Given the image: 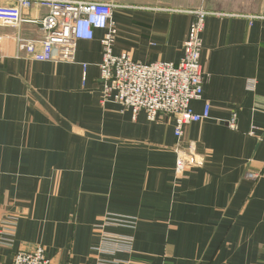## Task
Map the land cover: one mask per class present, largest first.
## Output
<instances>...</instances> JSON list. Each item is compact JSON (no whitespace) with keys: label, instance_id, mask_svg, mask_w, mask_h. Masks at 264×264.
<instances>
[{"label":"crops","instance_id":"0c3cea01","mask_svg":"<svg viewBox=\"0 0 264 264\" xmlns=\"http://www.w3.org/2000/svg\"><path fill=\"white\" fill-rule=\"evenodd\" d=\"M82 1L116 6L114 53L143 64H178L192 12H210L203 99L191 104L198 114L209 104L210 119L179 143L170 117L103 104L105 31L56 63L17 55L18 36L41 40V26L0 23V264L38 246L51 264H264V0ZM179 144L201 162L182 175ZM107 215L137 218L106 228L133 238L128 252L99 251Z\"/></svg>","mask_w":264,"mask_h":264},{"label":"built area","instance_id":"2783aa9c","mask_svg":"<svg viewBox=\"0 0 264 264\" xmlns=\"http://www.w3.org/2000/svg\"><path fill=\"white\" fill-rule=\"evenodd\" d=\"M115 5L82 0H17L14 7L0 6V23L21 28L25 24L41 26L44 38L41 40L17 38L18 56L26 53L29 58L46 62H75V52L80 41H92L95 32L102 30L101 41L103 60L100 64V82L103 85L102 103H114L133 112L136 117L145 112L150 122H158L162 116L175 121V137L180 143L187 126L210 119L211 107L206 105L204 112L195 113L192 102L203 99L207 75L201 61L203 49L202 33L209 12L193 11L195 20L184 43V56L178 64L155 62L143 64L133 60L128 54L116 55L114 43L118 33L113 20ZM35 8L45 10L39 19L29 16ZM38 47L41 54H37ZM88 65L83 64V82L87 80ZM228 125L236 129L235 116ZM176 174L201 162L192 147L178 145L176 148ZM264 176V174H263ZM248 179L256 180L258 174L248 173ZM135 217L107 215L96 229L101 238V252H128L133 245L131 236L106 231L107 227L136 228ZM4 227L0 225V244L3 243ZM13 264H51L45 256V249L38 246L33 251L20 252ZM102 264H118L117 261H104Z\"/></svg>","mask_w":264,"mask_h":264},{"label":"rangeland","instance_id":"374dc122","mask_svg":"<svg viewBox=\"0 0 264 264\" xmlns=\"http://www.w3.org/2000/svg\"><path fill=\"white\" fill-rule=\"evenodd\" d=\"M194 1V0H193ZM197 1H199V0H197ZM210 13V12H209Z\"/></svg>","mask_w":264,"mask_h":264}]
</instances>
